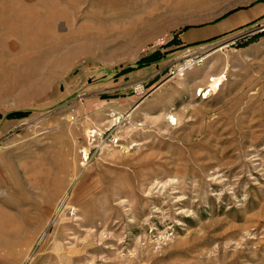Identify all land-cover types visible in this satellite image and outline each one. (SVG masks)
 I'll return each mask as SVG.
<instances>
[{
  "label": "rangeland",
  "instance_id": "obj_1",
  "mask_svg": "<svg viewBox=\"0 0 264 264\" xmlns=\"http://www.w3.org/2000/svg\"><path fill=\"white\" fill-rule=\"evenodd\" d=\"M262 3L0 0V264H264Z\"/></svg>",
  "mask_w": 264,
  "mask_h": 264
},
{
  "label": "crops",
  "instance_id": "obj_2",
  "mask_svg": "<svg viewBox=\"0 0 264 264\" xmlns=\"http://www.w3.org/2000/svg\"><path fill=\"white\" fill-rule=\"evenodd\" d=\"M239 14H243V13H241L240 11H235V12L231 13L230 15H231V17H234L235 19H238V20L244 19V17L239 15ZM262 14H264V3H262L259 8L254 7L253 10L247 14L249 17H245V20L251 21L254 18H256Z\"/></svg>",
  "mask_w": 264,
  "mask_h": 264
},
{
  "label": "bare ground",
  "instance_id": "obj_3",
  "mask_svg": "<svg viewBox=\"0 0 264 264\" xmlns=\"http://www.w3.org/2000/svg\"><path fill=\"white\" fill-rule=\"evenodd\" d=\"M211 80L214 81V82H213V85H214V83H215L216 81H218V78H216V77L214 78V77H213ZM219 81H220V80H219ZM219 81H218V82H219ZM216 84H217V82H216ZM218 86H219V85H218ZM214 87H215V86H214Z\"/></svg>",
  "mask_w": 264,
  "mask_h": 264
}]
</instances>
